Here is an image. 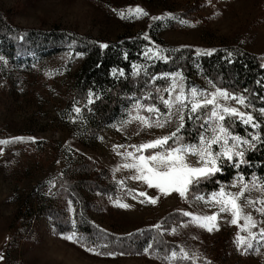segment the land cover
Segmentation results:
<instances>
[{
  "label": "rangeland",
  "instance_id": "obj_1",
  "mask_svg": "<svg viewBox=\"0 0 264 264\" xmlns=\"http://www.w3.org/2000/svg\"><path fill=\"white\" fill-rule=\"evenodd\" d=\"M137 6L148 15L130 12ZM0 11L12 26L63 30L99 44L115 41L122 35L147 36L151 41L153 33L159 40L154 43L165 49L181 45L194 50L239 46L264 57V0H0ZM185 11L191 20L182 24L178 14ZM169 13L176 19L168 18ZM156 16L165 18L153 20ZM157 22H177L179 26L166 28L163 24L159 28L155 26ZM82 59L76 53L71 57L61 53L10 87L0 63V141H8L0 144L3 149L0 151V256L3 257L0 264H162L138 255L105 257L86 252L54 234L46 217L38 218L37 225L32 231H26L23 239L14 238L36 218L39 197L49 198L53 194L55 177L79 157L91 160L109 174L114 196L111 199L89 197L96 209L88 214L94 224L112 234L126 235L149 228L172 212L211 214L217 210L175 193L160 195L142 182L129 179L130 170L118 168L123 161L113 145L139 144L166 135L174 124L142 130L135 120L122 128L119 123H112L90 138L86 135L82 114L72 121L76 114L66 107L67 84ZM193 79L194 86L214 90L200 75ZM228 103L245 111L233 101ZM17 136L35 137L36 142L11 140ZM148 151L145 150L146 155ZM195 159L190 157L189 162L194 164ZM121 180L123 185L118 183ZM229 185L226 186L229 191H238V187ZM132 188L157 196V203L141 204L139 199L143 198L133 200L130 192L125 195ZM245 195L255 199L261 192L252 189ZM117 199L131 206L121 208L113 203ZM240 202L245 212H253L259 227H264V217L243 205V197ZM220 215L224 218L218 219L219 227L212 232L197 227L186 217L183 227L172 226L176 231L166 232L164 237L190 254L195 253L197 261L264 264V244L258 250L254 248L241 254L243 249L237 251L234 244L237 227L229 223L230 216Z\"/></svg>",
  "mask_w": 264,
  "mask_h": 264
},
{
  "label": "trees",
  "instance_id": "obj_2",
  "mask_svg": "<svg viewBox=\"0 0 264 264\" xmlns=\"http://www.w3.org/2000/svg\"><path fill=\"white\" fill-rule=\"evenodd\" d=\"M187 14L188 12L185 11L178 14V17L188 22L191 18ZM163 24L157 22L155 26L160 28ZM177 26H179L177 22L164 24L166 28ZM150 37L151 41L142 36L122 35L115 41L108 42L107 48L101 49L97 41L67 31L58 29L42 31L12 26L0 11V56L4 57V60L0 61L1 70L10 87L18 82L21 83L20 79H24L25 75L40 69L49 59L61 53L69 54V57L75 53H83L80 65L68 78L66 107L70 110L74 101L83 104V97L89 88L101 93V98L91 106L93 111L90 114L82 110L85 132L90 138H95L100 129L126 118V110L132 103L129 97L133 94L139 96L141 89L147 88L148 76L170 71L182 72L187 87L194 86L193 77L200 75L207 81L212 80L217 87L237 94L243 93L253 102L256 108L254 115L264 124V118L258 111L260 107H264V101L260 99L264 97V67L260 66L264 63V57L248 53L239 46L215 48L217 51L210 56H197L193 48L180 47V51L175 53L169 62L154 61L149 64L140 53L145 45L151 46L150 42L158 43L159 40L153 33ZM224 50L233 52L232 63H228ZM125 53H127L126 59ZM133 63L146 65L138 77L132 76ZM113 69L118 70L115 75ZM121 69L125 73L123 77L119 76ZM145 71L148 76L144 74ZM154 83L157 86H166L164 80H157ZM245 89L247 92H244ZM244 110L249 109L244 108ZM197 131L198 126L195 122L186 118L185 127L182 129L186 142L195 141ZM232 131L240 135L245 134L244 126L239 123H232ZM261 131L264 132V128ZM246 158L251 162L252 167H241L245 178L247 179L251 173L264 177V147L250 150ZM234 171L233 167L226 165L222 173L217 174L211 181L199 185L195 192H190L185 199L191 201L193 195L197 193L207 194L216 190L218 186H228L234 178ZM217 181L220 182L219 185ZM53 189L54 192L49 198L39 197L36 218L32 219V224L29 221L23 231L17 232L15 239H23L26 231H32L37 225L38 218L46 217L54 234L61 236V233L75 231L90 244L100 245V251L117 253L115 256L101 255L105 257L138 255L157 263L167 264L162 258L165 248L179 250V246L165 239L163 234L159 239L166 244L154 249L160 257L157 258L156 255L145 254L143 251L147 242L153 238L154 232L135 231L131 236L116 235L94 224L88 212L95 210L96 206L89 197L96 196L100 199L113 197L114 188L110 185L108 172L87 158L79 157L76 162L56 176ZM69 201L72 202L71 211ZM187 220L180 215V212H172L160 222L166 221L165 226L172 227L180 221ZM147 229L149 228L141 230ZM104 245L107 247H103ZM204 261L198 260L197 264H204Z\"/></svg>",
  "mask_w": 264,
  "mask_h": 264
},
{
  "label": "snow or ice",
  "instance_id": "obj_3",
  "mask_svg": "<svg viewBox=\"0 0 264 264\" xmlns=\"http://www.w3.org/2000/svg\"><path fill=\"white\" fill-rule=\"evenodd\" d=\"M130 12L136 15H148L142 8L137 6ZM170 19H176L172 14H166ZM123 17V14L121 13ZM165 17H152L153 20H163ZM184 24L187 21L181 20ZM23 39V37H21ZM145 39H148L146 36ZM151 46L145 45L140 55L144 60L151 64L154 61L167 63L173 59V55L180 51L176 49H165L154 42H150ZM101 49L108 47L107 44L101 43ZM181 48L188 46L181 45ZM217 49H200L196 48L194 54L212 55ZM228 63H232L233 52L224 50ZM77 56L83 53H76ZM127 58V53L124 54ZM4 57L0 56V61ZM264 67V63L260 65ZM146 65H132V76L138 77ZM117 69L112 72L115 75ZM144 74L148 76L145 71ZM124 71L119 70V76L123 77ZM157 80L166 81V86H157L154 82ZM208 83L214 89L208 91L196 86L186 88L184 77L180 71L160 72L148 76L146 80V89H141L140 95L133 94L129 99L132 103L126 110V118L119 121L121 128L133 120L139 123L142 130H148L153 127L164 128L175 125L172 131L166 135L157 136L154 139L147 140L139 144L113 145L116 154L122 158V164L118 168L128 169L131 171L129 179L140 181L147 185L148 188L156 190L160 195L169 196L170 194H178L181 198H186L190 192H195L199 185L211 181L217 174L222 173L225 166L234 168V178L229 187H238V191H229L227 187L218 186L207 194L197 193L193 195V199L202 201L208 207H214L217 210L211 214H195L189 211H180L182 217H190L191 222L197 227L203 228L208 232L218 229V219L224 218L220 214L230 216L229 223L237 227L234 244L237 251H243L244 254L250 249H259L264 244V227H259V222L254 217L253 212H245L241 204L243 197V205L249 206L254 213L264 217V177H258L256 173L246 179L245 173L241 171V167L251 168V162L246 158V154L257 147H264V124L254 115L256 111L255 105L243 93L237 94L230 92L228 89L217 87L212 80ZM259 83V82H258ZM247 92V89L244 90ZM101 98V93L94 91L92 88L87 90L83 97V105L79 101H74L72 112L75 113L72 121L75 122L81 118L82 110H86L89 114L93 111L92 105ZM264 101V97H260ZM229 101L242 106L248 111H241L237 107L229 105ZM162 106V107H161ZM259 113L264 116V107L258 109ZM194 121L198 126L196 139L193 142H186L182 129L185 127V120ZM232 123L242 124L245 128V134L240 135L232 131ZM119 130V129H118ZM98 139H102L99 137ZM12 141H31L36 142L35 137H12ZM171 141V143H170ZM8 141H0V144ZM145 150H152L149 154H145ZM3 151V149H0ZM195 157V163H190L189 158ZM50 184L53 181H49ZM120 185L124 181H118ZM219 185L220 182L217 181ZM256 189L262 193L261 196L252 199L245 195L246 192ZM131 193V198H138L141 204L145 202L155 205L157 196H149L146 191H137L132 188L125 192V195ZM51 194V192L49 193ZM111 199V198H110ZM71 201H69V210L71 211ZM114 204L121 208H129L131 205L122 200L113 201ZM243 221V223H240ZM166 221L157 222L150 225L147 230L152 231L153 238L147 242V246L143 248L145 254L156 255L160 258L155 248L166 242L159 238L165 232H175L176 227H183L185 221H180L176 227H166ZM255 229V230H254ZM246 233L242 235L241 233ZM131 236L132 234H128ZM63 239L79 245L86 252L96 255L115 256L113 251H100V245L90 244L83 236L78 235L75 231L70 233H61ZM103 247H107L104 245ZM150 250H153L150 252ZM123 254V253H121ZM167 264H197V256L195 253L190 254L183 247L169 250L165 248V254L162 257ZM0 259H3L0 256ZM204 264H210L205 260Z\"/></svg>",
  "mask_w": 264,
  "mask_h": 264
}]
</instances>
